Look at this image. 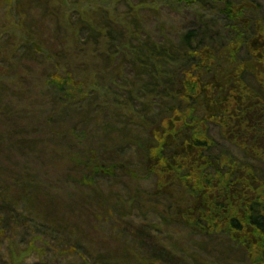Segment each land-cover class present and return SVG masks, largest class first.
Here are the masks:
<instances>
[{
  "label": "trees",
  "instance_id": "obj_1",
  "mask_svg": "<svg viewBox=\"0 0 264 264\" xmlns=\"http://www.w3.org/2000/svg\"><path fill=\"white\" fill-rule=\"evenodd\" d=\"M28 1L40 6L45 17L54 22L57 46L50 53L54 57L47 56L53 67L44 69L37 86L45 93L42 99L48 100L44 102L48 107L42 116L44 123H33L32 132L26 124L27 128L19 127L20 131L1 134L3 152L10 154V145L23 151L18 138H44L50 141L45 142L47 155L53 147L84 153L89 116H101L91 131L102 129L107 133L103 139L108 141L95 152L87 150L77 162L85 170L91 168L86 184L91 185L98 177L113 178L114 169L122 170L134 188L131 204L149 194L166 203L168 199L167 208L173 203L167 197L171 188L185 187V199L192 207L187 203L186 213L180 216L188 221L191 234L211 236L220 231L236 238L237 246L250 259L255 261L258 255L264 262V184L258 183L251 169H238V164L224 158L209 133L210 125L218 126L234 146L264 163V2L72 0L70 11L69 0ZM164 13L178 14L179 24L163 25L160 16ZM19 14L17 11L8 17L2 34L10 28L22 32ZM16 19L17 23L12 22ZM30 45L43 54L35 38ZM24 47H14L13 53ZM237 49L255 65L260 95L251 94L240 83L238 72L246 73L245 62L234 71L238 78L228 77L224 84L220 77L222 70L231 72ZM222 59L228 61L227 67H220ZM26 87H32L28 81ZM114 122L126 132L130 126L145 129L146 134L142 132L144 136L138 139L140 145L135 140L130 142V138L136 139L132 134L124 135L125 142L118 144L120 156L122 151L137 147L143 173L120 162L108 166V161L101 163V157L96 156L102 153L109 159L116 152L112 146L117 144L108 143L114 141L111 135L116 133L112 132L119 134ZM55 141L58 145L53 144ZM55 158L50 156V168ZM125 162L133 164L131 158ZM3 211L6 215L0 219V238L6 237L3 228L13 220L6 207ZM160 220L167 223L158 215V224ZM124 225L122 234L132 231L128 246L121 245L126 240L119 243V258L124 262L100 256L94 263L80 257L81 264H131L129 254L138 250L145 251L149 264H184L190 258L184 253L178 258L161 245L157 231L139 228L130 218L124 219Z\"/></svg>",
  "mask_w": 264,
  "mask_h": 264
},
{
  "label": "rangeland",
  "instance_id": "obj_2",
  "mask_svg": "<svg viewBox=\"0 0 264 264\" xmlns=\"http://www.w3.org/2000/svg\"><path fill=\"white\" fill-rule=\"evenodd\" d=\"M254 1L261 2V5L264 2V0ZM68 3V9L71 11L72 0ZM17 11L18 14L19 11L24 13L19 14L23 19L22 32L20 29L10 28L7 32L5 30L8 34L6 39V34L1 32L6 29L8 17L17 15ZM160 19L165 26L167 22L179 24V16L176 13H164ZM17 21L18 19L12 22L17 23ZM151 21L147 22L148 29H151ZM8 36L15 42L9 40ZM54 36V22L45 17L40 6L32 5L28 0H0V135L8 134L9 131L11 133L20 131L19 127H28L32 132L33 123H44L42 116L48 107L44 102L48 100L42 99L45 93L37 86L41 83L40 75H43L44 69L47 66L53 67L52 61L47 56L54 57L50 54L57 46ZM31 38H35L43 54L38 52L37 46L30 45ZM18 45L25 47L21 48L18 54L13 53V48ZM246 60L243 51L237 49L230 67L231 72L222 70L219 75L224 84L228 81V77L238 78L234 71L238 69L240 63L245 62L246 73L238 72L242 80L240 83L242 82L244 89L248 88L251 94L260 95L257 89L261 84L256 80V78L260 79L255 65L252 61ZM227 66L228 61L222 59L220 67ZM27 81L35 88L28 89ZM262 97L264 99V96ZM100 117L89 116L85 129L89 138L84 142V153L73 151L70 147L62 149L53 147L49 150L50 156L57 157L50 165L52 168L47 165L51 161L50 156L45 152V142H50L47 139L22 141L18 138L17 142L23 151H17L10 145V154L3 152L0 145V219L6 215L3 211L4 207L13 217V220L7 222V227L3 228L6 237L0 238V264H77V262L81 264L80 257L85 258L88 263H94L100 256L109 257L108 260L116 258L119 262H124L119 258L121 249L119 243L126 240L121 245L128 246L126 242L131 241L129 236L132 231L126 230V233L122 234L125 230L124 219L127 218L135 221L139 228H151L157 231L155 235L161 245H165L166 249L178 258H182L183 253L188 255L190 258L187 257L184 264H264L258 255L255 261L250 259L248 254L246 255L241 247L237 246L236 238L223 235L220 231L211 236L201 233L191 234L192 231L187 228L188 221L184 219L182 221L180 216L181 212L186 213L184 207L187 203L192 207V204L185 199V187L183 190L181 186L171 188L167 197L173 203L172 207L167 208L170 204L168 199L169 204L149 194H145L135 204H131L129 200L134 188L125 180L121 169V171L114 169L116 175L113 178L98 177L91 185L86 184L91 168L87 166L85 170L77 162L87 150L95 152V148L101 147L103 141H108L103 139V135L107 133L102 129L91 131L98 124L97 118ZM144 117L142 115L143 120ZM113 125L119 130V134L112 132L116 133H111L114 141L111 139L108 143L117 144L112 146L117 149L116 152L114 151L109 159L102 157V153L96 156L101 157V163L108 161V166L120 162L129 169H138L143 173L144 166L139 160L141 155L137 147L134 146L126 153L122 151L120 156L118 144L121 140L125 142L124 135L132 134L136 139L130 138V142L135 140L134 143L140 145L142 142L138 139L144 136L143 133L146 134L145 129L140 127L136 130L130 126V130L126 132L121 130L122 127L119 128V122L116 124L114 122ZM209 133L216 140L217 147L220 148L217 151L224 158L234 162V165L238 164V169H251L258 183L264 184L263 162L249 158V154L234 146L230 142L229 135L222 134V129L218 126L210 125ZM36 141H39L38 144L35 143ZM53 144L58 145L56 141ZM5 148L9 147L5 146ZM69 156L75 157L76 160H71ZM130 158L133 160L132 165L125 162ZM150 182L151 180H148L147 185ZM144 190L147 191V188ZM158 215L167 223L160 220L158 224ZM143 253H145L143 250L130 253V263L149 264Z\"/></svg>",
  "mask_w": 264,
  "mask_h": 264
}]
</instances>
